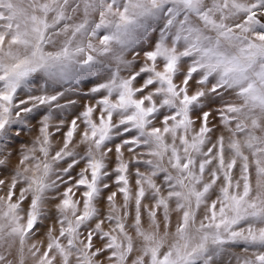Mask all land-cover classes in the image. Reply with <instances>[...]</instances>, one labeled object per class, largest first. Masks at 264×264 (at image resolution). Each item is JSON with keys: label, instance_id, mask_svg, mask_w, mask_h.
<instances>
[{"label": "snow or ice", "instance_id": "obj_1", "mask_svg": "<svg viewBox=\"0 0 264 264\" xmlns=\"http://www.w3.org/2000/svg\"><path fill=\"white\" fill-rule=\"evenodd\" d=\"M0 170V264H264V0H0Z\"/></svg>", "mask_w": 264, "mask_h": 264}, {"label": "bare ground", "instance_id": "obj_2", "mask_svg": "<svg viewBox=\"0 0 264 264\" xmlns=\"http://www.w3.org/2000/svg\"><path fill=\"white\" fill-rule=\"evenodd\" d=\"M81 86L86 87V89L89 86H92V81L89 82H82ZM38 87V85L36 86ZM44 114V110L41 109L40 114H37V117H34L31 119L30 121V125H29V130L26 132L24 131L18 138H15L14 140L10 141L11 147L9 148V151L13 153L9 164H8V169L9 172L11 171L12 168H14L16 166V164L18 163V158H19V151L22 148V146L24 145H31L32 140H30L29 142L27 141L26 137H34L36 138L39 135V120L42 119V115ZM38 120V121H37ZM59 122L55 117L53 118V121L51 122V127L50 130L55 134V127L52 125V123H56ZM214 124H216L221 131H223V128L221 125H219L218 122V118L215 119L213 121ZM220 132H216V135H219ZM14 135V133H13ZM60 137L59 134H55L54 135V139H53V146L57 147L58 146V141H59ZM79 137L76 138L77 142H78ZM78 150H83V146H80L78 148ZM81 167H83V165H81ZM111 167H115V164L113 163L111 165ZM132 172L134 174L135 169H132ZM8 173L3 172L2 170H0V178L3 177V175H7ZM131 181H132V185H134V175L132 177H130ZM113 190H115V188H113ZM147 203V201H146ZM103 210H107V205H103ZM106 213V212H105ZM145 221H146V217H145ZM175 225V218H173V227ZM246 255L243 250H242V246L237 245V246H233L232 248V252L230 254H225L222 256V261L223 264H236V256H244Z\"/></svg>", "mask_w": 264, "mask_h": 264}, {"label": "rangeland", "instance_id": "obj_3", "mask_svg": "<svg viewBox=\"0 0 264 264\" xmlns=\"http://www.w3.org/2000/svg\"><path fill=\"white\" fill-rule=\"evenodd\" d=\"M130 58V57H129ZM95 78H90L89 80H87V81H84V82H89V81H93ZM80 87L81 88H83L84 89V91H87V89H86V87H83V86H81L80 85ZM89 87H91V86H89ZM73 98H75V97H73ZM89 101L88 100H84L82 103L83 104H86V103H88ZM79 110H82V108L81 109H79ZM57 115H59V113H57ZM65 116H66V118H71V115L70 114H65ZM35 117H37V115L35 116ZM38 121V120H37ZM59 122H56V123H52V125L55 127V125L56 124H58ZM28 130H26V132H27ZM26 139H27V141L29 142L30 140H34L35 138L34 137H26ZM80 151H82V150H80ZM80 169L79 168H77L76 169V171L78 172ZM133 188H134V185H133ZM105 211V210H104ZM105 212H107V210L105 211Z\"/></svg>", "mask_w": 264, "mask_h": 264}]
</instances>
